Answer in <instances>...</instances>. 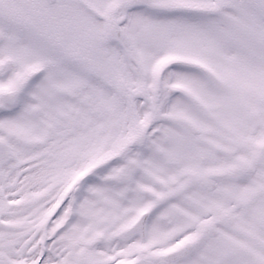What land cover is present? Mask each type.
<instances>
[{
    "label": "snow or ice",
    "instance_id": "1",
    "mask_svg": "<svg viewBox=\"0 0 264 264\" xmlns=\"http://www.w3.org/2000/svg\"><path fill=\"white\" fill-rule=\"evenodd\" d=\"M0 264H264V0H0Z\"/></svg>",
    "mask_w": 264,
    "mask_h": 264
}]
</instances>
